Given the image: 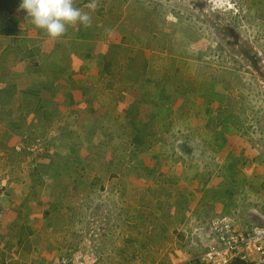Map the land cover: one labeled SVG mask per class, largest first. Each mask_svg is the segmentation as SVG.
<instances>
[{"label": "rangeland", "instance_id": "1", "mask_svg": "<svg viewBox=\"0 0 264 264\" xmlns=\"http://www.w3.org/2000/svg\"><path fill=\"white\" fill-rule=\"evenodd\" d=\"M10 1L0 0V180L16 199L28 192L26 204L57 195L67 212L43 230L11 220L33 230L30 247L0 235V262L207 264L209 219L264 210V0H98L95 11L76 0L91 27L59 40ZM21 60L24 76L10 70ZM44 207L33 214L51 215Z\"/></svg>", "mask_w": 264, "mask_h": 264}, {"label": "built area", "instance_id": "2", "mask_svg": "<svg viewBox=\"0 0 264 264\" xmlns=\"http://www.w3.org/2000/svg\"><path fill=\"white\" fill-rule=\"evenodd\" d=\"M35 148L34 154L45 150L42 143ZM259 213L258 221L239 222L227 214L209 219L205 226L209 243L201 251L200 260L207 264H232L236 260L264 264V210ZM73 259V255H66L57 264H70Z\"/></svg>", "mask_w": 264, "mask_h": 264}, {"label": "crops", "instance_id": "3", "mask_svg": "<svg viewBox=\"0 0 264 264\" xmlns=\"http://www.w3.org/2000/svg\"><path fill=\"white\" fill-rule=\"evenodd\" d=\"M12 2H13V4H11L12 6L11 7H16V5H18L17 4V1L16 0H11ZM10 1V2H11ZM16 1V2H15ZM10 5H8L7 7H9ZM0 7H2L1 6V4H0ZM259 13H261L260 11H259ZM254 16V15H253ZM255 17V20L254 21H257L258 23H260L262 20V18H263V15L261 16L260 14L259 15H255L254 16ZM5 37L6 36H8V37H10V35H4ZM119 39V38H118ZM116 41V37L115 38H113V43ZM102 51V54H104V56H105V54L107 53V52H104V50L105 49H101ZM112 52V51H111ZM112 54H114V53H112ZM104 56H103V58H104ZM25 60H21L20 62H22V66H20V67H23L21 70H19L18 68H15V70L13 69V68H11L10 70H11V72H13V71H17L16 73H18L19 71H21L20 73L22 74L21 76H24V74H25V72H23L24 71V68H25V66L27 65V64H25V62H24ZM119 63V62H118ZM122 63V62H121ZM8 66H9V64H8ZM19 76V75H18ZM1 116V115H0ZM66 157V156H65ZM65 157L63 158V159H60L59 157H58V159H56V160H59L60 159V161H62L63 163L65 162ZM52 162L50 161L49 163H47L48 164V166L50 167L51 165H49V164H51ZM46 169V168H45ZM44 171H47V170H44ZM63 175H60V177H62ZM57 177L58 176H52V179H49V180H52L51 182H55L56 181V179H57ZM5 183V184H2L3 185V187H2V190L3 189H5V191H6V189L8 188V189H13L14 187H12V184L11 183H9V182H7V180L5 179V181L3 182V180L1 179L0 180V183ZM18 182V181H17ZM16 182V184H18ZM33 184H34V181H33ZM30 185H32V183L30 184ZM37 187H39V185H36ZM69 187H70V190L74 187L75 188V183H72V181L69 183V185H68ZM14 190V189H13ZM48 190H49V192L51 193V194H53L54 192H55V186L53 187V186H49V188H48ZM26 191H28V190H26ZM54 191V192H53ZM28 195H30V194H28V192H26L25 194H24V197H22L20 194L18 195V198L16 199V198H14V196H11V193L8 191H6L5 192V195L3 196V200H5V204H7V205H9L6 209H5V213H3V216L1 217V219H2V221H3V223L1 224L0 223V235H4V237H6V241H9V242H11L12 244L11 245H13V246H15L16 245V247L15 248H19L20 246H22L23 245V243H25V242H27V244H28V246H29V241H31V239L30 238H32V236L30 235L31 233H33V230L31 231V228H29V227H24V225L21 223L20 225H19V229H18V225L16 226V227H14L13 226V224H10L11 223V220H13V221H15V224L18 222V219H22L23 217H25L24 219H26L27 221H29L30 220V218H31V220H30V222L32 221L33 222V220H34V222H39V224H38V228L40 229V230H43L44 229V223H45V220L46 219H48V220H52V221H54V220H56V219H58V218H61L62 216L63 217H65L66 216V212H67V209L65 208V206H67V205H64V202H63V199L62 200H59L58 201V196L57 195H55V198L54 199H52L53 198V195H52V197H51V199H50V195L48 196L47 195V199L45 200V201H43L42 200V195H40L38 198H33V196H32V199H34L36 202L35 203H32L31 202V204L29 203V200L27 201L28 202V204H26L25 203V200L27 199V196ZM10 196H11V199H10ZM13 197V198H12ZM22 197V198H21ZM66 197H67V199H69L70 201H72V203L73 204H77V200L76 199H74L75 197H72V196H68V195H66ZM40 198V199H39ZM61 198H62V196H61ZM66 198H65V200H67ZM40 200H42V202L40 201ZM33 201V200H32ZM68 201V200H67ZM14 202V204H15V206H16V210H15V212L14 213H12V212H10L9 211V208H10V206L12 205V203ZM3 203V202H2ZM2 203H1V205H2ZM4 204V203H3ZM4 204V205H5ZM33 204H35V205H37L38 207H44V206H46V207H48V208H51L52 209V213H51V215H49V214H45V213H37V214H33ZM6 205V206H7ZM45 208V207H44ZM20 209H22L25 213H22L21 212V210ZM17 211V212H16ZM239 211V210H238ZM237 211V212H238ZM249 211H250V213L248 214L249 216H246V217H249V219H252V220H257L258 219V216H257V214H259V210L257 209V207H256V205H252V207H250L249 208ZM237 212L236 213H233L232 212V216H235V214H237ZM53 214V215H52ZM49 216V217H48ZM25 220V221H26ZM27 230V231H26ZM8 231H9V234H11V235H9L8 236ZM6 234H7V236H6ZM10 246V245H9ZM25 247H26V244L24 245ZM30 247V246H29ZM30 249V248H29ZM12 256L15 258V255L14 254H12ZM236 263H239V264H250V263H248V262H245V261H238V260H236Z\"/></svg>", "mask_w": 264, "mask_h": 264}, {"label": "clouds", "instance_id": "4", "mask_svg": "<svg viewBox=\"0 0 264 264\" xmlns=\"http://www.w3.org/2000/svg\"><path fill=\"white\" fill-rule=\"evenodd\" d=\"M85 8L95 11L98 0H91ZM26 13L25 20L42 30L47 37L59 40L72 25L91 27L88 11L76 6V0H21L18 11Z\"/></svg>", "mask_w": 264, "mask_h": 264}, {"label": "trees", "instance_id": "5", "mask_svg": "<svg viewBox=\"0 0 264 264\" xmlns=\"http://www.w3.org/2000/svg\"><path fill=\"white\" fill-rule=\"evenodd\" d=\"M1 31H4V32H6L8 34H15L16 33V30L15 29H12V28L11 29H1ZM45 167H47V166L45 165ZM50 170H52V169H50ZM253 221H258V219L257 220H253ZM232 264H239V263H236V261H233Z\"/></svg>", "mask_w": 264, "mask_h": 264}]
</instances>
